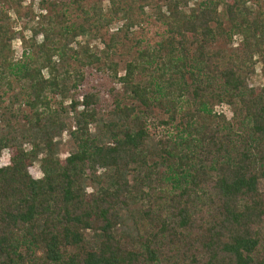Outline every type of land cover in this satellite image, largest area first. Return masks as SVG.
I'll list each match as a JSON object with an SVG mask.
<instances>
[{"label":"trees","instance_id":"16d2710c","mask_svg":"<svg viewBox=\"0 0 264 264\" xmlns=\"http://www.w3.org/2000/svg\"><path fill=\"white\" fill-rule=\"evenodd\" d=\"M24 1L0 0V102L17 82L30 108L23 130L0 127V157L9 151L0 166V264H264V89L249 83L257 64L264 73L260 0H40L29 38L7 13ZM137 1L140 14L155 8L167 36L137 41L120 64L114 33L104 48L88 38L116 19L132 28ZM234 36L233 54L209 49ZM92 66L121 84L106 119L97 93L68 95L80 69ZM52 95L70 98L75 122V148L64 158L56 137L66 125ZM157 124L162 131L153 134ZM121 209L148 229L118 234Z\"/></svg>","mask_w":264,"mask_h":264},{"label":"rangeland","instance_id":"374dc122","mask_svg":"<svg viewBox=\"0 0 264 264\" xmlns=\"http://www.w3.org/2000/svg\"><path fill=\"white\" fill-rule=\"evenodd\" d=\"M197 0H193L191 5L196 3ZM253 1V0H252ZM251 1V2H252ZM250 2V3H251ZM256 2V1H255ZM140 1L136 2V6L132 9V14L135 25L132 28L125 29L122 27L123 22L125 20H115L108 27L96 28L93 30L94 32L98 31L99 38H88L91 45L96 44L99 48H104L106 43L109 42L110 34L114 33L116 37V41L114 44L113 56L114 59L123 64L126 60L132 58L137 50V41L140 44L149 43L151 45H155L160 42L162 39H165L167 36L166 26L162 23L161 19H159L158 15H156V10L154 7H145L144 14H140L139 9L137 8ZM257 3V2H256ZM255 3V5H256ZM104 5H108V1L103 2ZM142 4V3H140ZM254 4V3H252ZM259 5H263L262 0L258 3ZM8 9V17L9 22L12 26V29L15 31H22L24 37L29 38L31 32V25L35 24L38 21V15L41 12V3L40 0H25L22 3V7L20 9L16 8H7ZM74 5L68 7V15L70 16V21L72 23L75 22V25L83 22V19L78 15L80 12L75 10ZM32 10V11H31ZM7 11V10H6ZM10 13L12 15H10ZM26 13H30L31 22H29L26 17ZM94 29V28H93ZM125 35L127 38H125ZM40 40V37L38 36ZM79 39V37H77ZM23 39L20 35L16 36L12 41L11 49L12 55L15 60L19 59L22 55L23 51ZM240 40L238 36H234L232 38V43H229L228 40L224 37H220L209 46V49L212 51L221 50L225 54H233L237 47H239ZM72 65L75 64L72 62ZM122 68H119L121 70ZM83 73L82 81L78 82L76 87H71L72 79H68L67 83L70 86L69 96H82L88 92H95L98 95V104L97 111L98 116L102 119H106L109 116V113L113 107L114 99L122 94L121 84L115 82L111 77L105 73L97 70L96 66L86 67L80 69ZM122 72V71H121ZM120 72V73H121ZM249 83L251 86H258L264 89V73L262 72V68L260 64L256 65L255 73L250 77ZM4 90V89H3ZM3 90L0 93H3ZM21 94H18L19 92ZM24 89H20L19 84L17 82L14 83V87L12 90H8L4 93L3 99L0 102V119L3 118L4 121L0 120V127L5 128L6 124H10L14 126L16 129L20 131L25 127V115L30 114V108L24 104L26 100L25 94H23ZM19 97L21 100V104L15 100V96ZM15 100V101H13ZM51 104L54 110V113H58L59 120L65 123V129L62 132L61 136L56 137L58 141H60L59 145V155L64 158L67 156L74 148L75 145L70 138V130L75 129V122L73 119V114L70 113L69 103L70 98H63L60 95H52L51 96ZM215 111H223L225 115L230 117L231 110L226 105H217L214 107ZM67 111V112H65ZM155 116L157 118H162L163 114L160 113V110L155 109ZM163 126L156 125L155 130L153 129V134H159L162 131ZM1 131V130H0ZM4 132V131H1ZM9 151L4 150L0 157V166L5 165L8 161ZM30 173L33 177L38 178L42 175L39 164L34 163L32 167H30ZM102 170L99 171L101 173ZM102 174V173H101ZM102 177V176H101ZM102 183H104L105 178H101ZM94 182L88 181L87 183V191H92L95 186ZM259 189L264 191V179L259 182ZM121 220L122 223L117 227L116 230L118 234L123 233L125 231L130 233H135L137 230L144 232L148 229V224L142 221L134 211H130L127 209H121ZM90 237L89 234L87 233Z\"/></svg>","mask_w":264,"mask_h":264},{"label":"clouds","instance_id":"9594fccd","mask_svg":"<svg viewBox=\"0 0 264 264\" xmlns=\"http://www.w3.org/2000/svg\"><path fill=\"white\" fill-rule=\"evenodd\" d=\"M10 15H12L11 13H10ZM6 164H8V161H7V163Z\"/></svg>","mask_w":264,"mask_h":264}]
</instances>
